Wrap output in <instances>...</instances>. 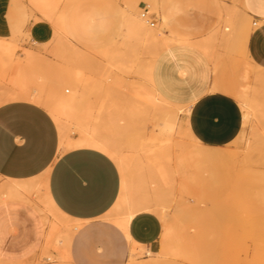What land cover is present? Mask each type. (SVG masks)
Masks as SVG:
<instances>
[{"label": "rangeland", "instance_id": "rangeland-1", "mask_svg": "<svg viewBox=\"0 0 264 264\" xmlns=\"http://www.w3.org/2000/svg\"><path fill=\"white\" fill-rule=\"evenodd\" d=\"M24 1L9 0L7 12L9 33L17 29L26 31L25 28L28 23L40 20L49 22L52 28L58 27L55 24V15L57 14V17L61 12L64 11L65 13L68 10L73 20L72 34L67 33L70 38L69 44L71 48L70 45L67 49L64 47L67 52H62L61 44L56 42L57 39L55 40L54 38L53 41L51 39L50 43L45 46L39 43L38 45H30L28 41H25L28 36H25L26 38L23 37L24 39L22 38L19 42V57L16 65L19 67L23 63H26V67L24 65L22 67V69H26L30 64L27 70L30 69L35 79L40 76L41 71L46 74L48 73L54 79L56 74L59 73L58 68L64 67L67 71L79 72L84 78L86 76L87 78L100 79L106 89L108 88L107 86H110L109 91L111 90L110 92L114 94H110V96L113 98L116 106L115 109L106 111L104 118L106 119L105 121H113V123L119 124V127L124 129V131L120 129L123 132L122 135L114 138L112 144L122 154L128 158H132V155L134 156V154L140 152L137 146L145 143L150 136L156 133L157 125L160 123L159 119H161L159 117L163 116L161 114L164 113V110L159 108L154 109V107H149L142 102L140 104L144 106L138 105L133 92V87H136V80H139L138 74L134 71L111 73L104 67L103 59L97 52V49L105 44L94 43L90 40L94 37L93 29L97 30L99 35L103 37L115 35L117 31L116 11L119 6H128L135 2L138 7H141L137 10L138 13L142 12L141 9L143 7L147 8L149 19L154 21V27H157L159 15L151 12V8L147 7L149 0H59L60 4L55 0L56 2L54 1L55 4L52 3L53 5L50 0V6H56L57 4V7H54V9H57L51 12L53 8L50 7L52 10L49 9V12H51L50 14L53 17L47 20L40 12L43 8L45 11L49 8L47 2L48 8L46 3L42 1L43 5L40 4L41 7H39L40 5L38 6L39 3L36 4V7L40 8L37 10L34 4L29 2L30 6L28 2L25 3ZM156 1L160 5L164 16L172 20L173 24L170 29L177 36L182 33L177 31L176 28L180 25H186L188 23V16L182 13L180 17H177L175 14L176 6L184 7V9L180 10L186 12L198 11L210 18L213 21L211 28L217 33L215 39L209 40L208 45L204 46L207 51H204L202 47L200 48L210 57H212L213 51H218L217 56L220 60L217 58L213 65L221 69L222 76L230 88L242 91L247 86V94H252L253 90L251 91V87L252 89L257 87L253 79L245 85L239 82V72L243 65L245 42H238L237 37L243 29L241 31L235 29L234 31L224 32V26L222 27L224 25V15L226 14L223 10L228 6L226 3L228 2L231 4L230 6L236 7L238 0ZM217 3L221 4L222 7L219 8ZM27 9L30 10V17H32H29L27 23L22 24L23 16L28 13ZM240 15L242 16L243 14L240 13ZM241 18L243 19L244 17L242 16ZM51 21H54L56 26H53L54 24ZM245 21L247 22V20ZM247 23L250 25L249 21ZM217 27L219 28L218 30ZM206 34L207 31H203L197 35L200 38H205ZM216 39H220L224 44L228 45H217L212 48L210 42ZM172 48L169 47L162 50L159 54L164 60L160 73V83L162 87L171 92L172 97L182 98L190 90V86L187 82L173 83L177 69L188 70L190 65L201 69L203 65L191 62L192 60L187 50L182 48L174 50ZM28 54H30V57H27ZM66 54L69 55L68 58H66ZM31 57L32 60L34 58V62L31 60ZM69 58L70 60H68ZM54 63L58 67L53 66ZM48 64L53 67H49ZM40 66L44 69L40 68ZM39 69H43L44 71H40ZM10 75V69H7L6 72L5 69L0 70V88L10 87ZM177 76L183 77L185 75H181L178 72ZM61 87V89L64 88L63 86ZM28 91L33 95L37 92L36 86L30 79ZM128 94L133 99L127 98ZM123 97L127 98L126 101ZM124 101L125 103H123ZM131 103L132 107L129 105ZM176 114H178V110H176ZM254 120L255 118H252L248 125L244 126L245 129L242 128L241 133L234 141L221 147V150L228 152L226 157L216 161L202 162L197 169L188 165L186 167L188 174L183 178L173 173L174 181L172 182V186H169L170 188L168 186L160 187L159 189L162 188V190L158 191L159 189H156L158 185L151 183L148 177L146 178V191H142L138 196L146 199V203L151 210L163 206L168 225L172 226L174 223L178 225V229L181 230L179 236L182 241L184 240V244L190 251V254L186 258L165 259L160 251L163 245L168 243L169 238L162 236L153 247L152 251L154 253L150 254L153 257L160 256L163 260L162 264H264V151H261L264 149V141H262L261 136H255L256 122ZM116 124L115 127H118ZM260 138L262 140L259 142L258 139ZM262 142L263 145H261ZM191 144L193 142L182 132H175L170 136L167 145V152L171 156L170 169L174 168L176 158H180L184 153L188 155L191 150ZM141 158L145 159L146 157L141 155ZM131 174V176H135L133 173ZM190 174L192 176L189 177ZM1 182L2 179L0 178ZM40 197V194L33 195L29 198V203H21L30 209H34L35 206L41 207ZM50 218L53 219V216H50ZM0 219L5 226L0 230V248L6 255L5 264L7 262H9L8 264H54L53 262L56 264H66L67 261H69L67 264H72V259H60L61 250L56 240L50 244H46V238L43 237L39 244L35 243L32 225L23 210H10L7 214L2 213ZM55 220L58 222L61 230L68 226L74 227L73 222L66 218L56 216ZM47 231L48 228H46V233ZM76 234L77 231H74V235ZM24 240L26 241V248L21 253L23 256H17L19 243ZM43 255L50 256L51 260L46 262L42 258ZM136 262V264H155L154 260L149 259L145 254L141 253L138 254Z\"/></svg>", "mask_w": 264, "mask_h": 264}, {"label": "crops", "instance_id": "crops-1", "mask_svg": "<svg viewBox=\"0 0 264 264\" xmlns=\"http://www.w3.org/2000/svg\"><path fill=\"white\" fill-rule=\"evenodd\" d=\"M226 4L231 5L228 2ZM217 6L222 7L219 3ZM8 7L9 0H0V37H12L25 32L17 29L9 33ZM147 7L159 15V23L164 25L163 34L172 39L162 50L169 47L174 50L185 49L190 54L191 62L203 65L201 69L192 65L188 70L177 69V73L185 76L180 77L176 73L173 83L187 82L190 90L184 97L176 98L160 83L164 63L159 55L162 50L151 57L147 79L149 85L159 97L183 111L177 114L175 132L181 131L179 127L188 128L196 141L207 147H224L230 144L243 128V112L236 94L245 93L248 87L242 91L230 88L222 76L221 69L213 65L218 58V51H213L210 57L200 48L208 45V36L213 33V21L198 11L186 12L180 10L184 7L176 6L177 17L182 13L188 16V23L176 28L182 33L177 36L170 29L172 20L164 16L156 0H149ZM139 8L141 7H138L136 2L119 6L116 11L115 35L103 37L93 29L94 37L90 41L105 44L99 47L97 52L121 42L123 10L132 16L149 18L138 13ZM236 8L251 25L250 27L245 21L247 38L243 50V65L239 72V82L245 85L252 79L255 82L256 74L259 70H264V0H238ZM27 21L26 13L21 23ZM61 27L63 34L70 41L67 33L72 34L73 20L68 10L62 12ZM241 29L243 28L239 24L237 30ZM25 30L28 33L25 41L30 45L47 42L53 35L51 24L43 20L28 23ZM203 31H207V36L200 38L197 34ZM219 40L210 42V46L213 48L217 45H228ZM140 58L150 59L146 53L140 54ZM96 93L98 97L111 94L104 87ZM95 95L91 97L96 99ZM101 96L96 99L97 102L91 98L92 108L97 109ZM113 105L111 107L107 104L109 107H104L102 120H106V111L115 109V104ZM95 109L92 111L94 114ZM78 138V134H72L70 144H61L58 126L45 108L25 100L6 102L0 105V177L27 180L47 172V190L53 204L74 224L68 243L69 260L72 259V264H129L134 243L139 245L138 247H144L141 254L147 256V251L154 253L152 250L162 237L164 222L151 209L136 211L130 219L117 212L115 206L122 192V177L116 162L108 153L97 147L74 145L73 142ZM121 218H126L123 227L115 222ZM74 231H77L76 235ZM40 241L38 240V244ZM138 247L137 250L140 251ZM25 248L26 241H20L16 255L23 256L21 253ZM187 251L190 254L188 249ZM136 259L138 260V255Z\"/></svg>", "mask_w": 264, "mask_h": 264}, {"label": "bare ground", "instance_id": "bare-ground-1", "mask_svg": "<svg viewBox=\"0 0 264 264\" xmlns=\"http://www.w3.org/2000/svg\"><path fill=\"white\" fill-rule=\"evenodd\" d=\"M39 1L40 0H28V1L26 0L24 2L25 3L30 2L31 4H34L35 5L34 7H36V4L38 3H39L38 6L40 4L43 5L42 1H44L45 3L47 2L48 4L50 2V0L49 1L41 0L40 2ZM54 1L55 0H53L52 2L51 0V4L52 3L55 4ZM57 2L60 4L59 0H57ZM47 3L46 5L48 8ZM39 7H41V5ZM39 7H36V9L37 10L40 9ZM50 7L53 8V10L50 9ZM54 7H57V4L56 6H50L49 4V8L46 9V11L48 12H46L44 8L41 9L42 11L40 12L41 14H43V16L46 17V20L51 19L53 17L50 13L57 9V8L54 9ZM236 7L233 5L232 6L228 5L223 10L225 11L226 14L223 12L225 15L223 19L224 25H222V27L224 26L223 27L224 32H230V30L233 31L235 29L237 30V27L240 24L241 27L243 28V31L238 35L237 38L239 40L238 42L244 43L247 38V28H246L247 24L244 18L243 19L241 18L243 15L242 16L240 15L241 12L239 13V9H237ZM49 9L52 11L49 12ZM123 11H124V25H123V32L121 34V42L118 44H114L113 46H111L106 50L99 51L98 53L103 59L104 67L108 69L111 73L114 72L119 73L121 71L124 72L134 71L135 73L138 74L139 80H136V85H135L136 87H133L134 98L138 101V105L142 102L148 105L149 107H154V109L159 108L161 110H164V113L161 114L163 116L159 117L161 119H159L160 123L157 125L156 133L150 136L145 143L142 144L138 143L140 145H138L137 147H139L138 150L140 152L134 154V156L132 155V158H128L126 155L122 154L117 149L116 146L112 144V140L114 138L122 135L123 132H121L120 129H122L123 131L124 129L122 127H119V124L117 125L114 122L118 126L115 127L113 121L109 122L102 120L103 117L102 115L105 110L104 107H109L107 106V104L108 105L110 104V106L112 107V105L114 104L113 98L110 96V94L109 95L106 94V96L104 97L100 95L102 98H100L101 101H99L100 103L97 109L92 108L93 102L91 98H94L95 101L96 99H99L100 96L98 97L96 92L102 91L103 87H105L103 85L104 83L102 84L100 79L97 80L94 78H87L86 76L84 78L79 72H74V71L70 72L65 70L64 67L63 68L59 67L58 68L59 73H57L56 77L52 79L48 73L46 74L41 71L44 69L42 66H40V68L43 69L41 70L39 69L41 71L40 76L37 77V79H35L30 69L27 70L30 64L27 66L26 69L25 68L22 69L23 65L24 67H26L25 66L26 63H23V65L19 67L16 65V61L19 57L18 55V48L20 44L19 42L23 37L28 36V33L26 31L25 32L22 31L19 34L12 37H0V70L5 69L6 72L7 69H10L11 72L10 81H9L10 87L4 89L0 88V105L15 100H25L40 105L49 112V114L52 116L55 123L57 124L61 144L63 143L70 144L71 142L70 136L72 134L73 135L78 134L79 138L76 139V142L75 141L73 142L74 145H83V146L87 145V146L97 147L108 153L116 162L122 177L121 179L122 192L120 199L115 206V210L117 212L123 213L124 216H127L126 218H129L133 216L134 215L133 213L134 212L136 213V211L150 209L146 203V199L142 197L140 198L138 196L140 193H142V191H146L147 177L151 183L153 184L156 183L158 185L157 188L154 185V187L157 190L160 187H165V186L169 187L172 186V182L174 181L173 173H176L183 178L188 174L187 173L188 169L186 170V167L188 165L197 169L200 167L202 162H209V161H216L219 159H223L228 155V152L221 150V147L212 148L199 144L196 141V139L192 136L188 128L179 127L178 129L181 130L180 132H182L186 137H188L193 142V144H191L192 145L191 150L189 151L188 155H185L184 153L183 156H181L180 158L179 157L176 158L174 168L170 169L169 164L171 161V156L167 152V145L170 136L177 129L178 116L176 114V110H178V112L181 113L183 111L180 107L172 105L167 101L163 100L161 97H159L156 91L149 85L147 79H148V70L152 59L151 57L158 54L163 48H165L170 42H172V39H169L167 36L163 34V29H164L163 23H159L157 27H154L150 25L149 18L132 16L125 10ZM154 11L156 12L157 10L154 8ZM29 12L30 10H28L27 13L28 21L31 14ZM56 15H55L56 18L55 24H57L58 27L54 24V21L53 22L51 21L54 24L53 26H56L55 28H53V35L51 34L52 38H49V41L47 42L39 43V44L45 46L48 43H50L51 39L53 41L54 38L55 40L57 39L56 42L61 44V47L63 49L62 52L65 51L67 52V50H65L64 47L66 49L69 48L70 41L66 38V36L62 32V27H61L62 12L57 17ZM218 29L219 28L217 27V30ZM224 32L222 33L224 34ZM216 33H217L216 31H213V33L208 36L207 41L212 40L213 38L215 39ZM202 49L204 51L205 50L207 51V49L204 46H202ZM142 53L148 54L150 59L142 60L140 58V54ZM66 55L65 57L68 58L69 55L68 54ZM28 56L30 57V54H28L27 57ZM70 58L68 60H70ZM32 61L34 62V58ZM72 63H73V59H72ZM50 66L58 67L55 65V63L53 64V66L49 65V67ZM29 79L33 81L34 85L37 88V92L34 95L30 94V92L28 91ZM118 83L116 82V84ZM255 84H257V87H255L254 89H252L251 87V91L253 90L252 94L249 93L247 94V92L239 93L236 94V99L238 100L243 112V128L244 126L248 125L249 121L252 118L253 119L255 118L254 120L256 122L255 136L259 135L262 137L263 140L261 138L258 139V141L260 142V140L264 141V70H259V72L256 74ZM61 86H63L64 88L61 89L62 88ZM107 87H108L107 88V92H108L109 88L111 87L110 86ZM126 88L128 87L126 86ZM248 91L250 92V90ZM94 93H96V95ZM91 94L97 96L96 99L94 96L91 97L92 96ZM129 94L126 97L132 98L129 97L130 96ZM125 101L123 103H125ZM129 105L131 106L132 103ZM128 108L131 110L130 107ZM145 108L147 107L145 106ZM94 109L96 110L95 114L92 113V111L94 112ZM158 111L160 112V110ZM259 142L258 144L260 145ZM261 145H263V142L261 143ZM261 151H264V149ZM141 155H144L146 158L142 159ZM131 173H133L135 176H131L132 175ZM190 176L192 175L190 174L189 177ZM0 178L2 179V182L0 183V215L2 213L7 214L10 210L12 211L23 210L26 213L30 221V224L32 225L33 237L35 238V243H38V240H41L43 237L46 238V244H50L54 240H56L57 241L56 243L60 246V250H61L60 259L69 260L68 243L73 233L74 227L68 226L65 229L61 230L59 228L58 222L55 220V217L59 216L71 221L70 218L62 214L56 208V206L53 204L50 198V195L47 190V172H44L42 175H40L37 178H32L27 180H15V179H8L2 177ZM160 190H162V188L159 189L158 191ZM37 194L41 195L40 197V202L42 204L41 207L35 206L34 209H30L21 203V202L29 203L30 202L29 198L33 195L36 196ZM153 210L159 215L161 220L164 222V230L162 236L169 238L168 243L163 245L160 251L162 256L168 260L176 259V258H186L188 256L187 246L184 244L183 242L184 240L182 241L179 236L181 230L177 228L178 225H172V226L168 225V223L166 222V216L164 213L163 206H159ZM50 216H53V219L50 218ZM125 219L123 218L116 219L115 222L123 227L126 223ZM4 227L5 226L0 219V230ZM46 228H48L47 233H46ZM138 246L139 245L135 243L133 244V250L129 264H136L137 263L136 256L144 252L142 251L144 250V247H138ZM137 247L140 248L139 249L140 251L137 250ZM146 254L149 259L155 261V264H162L163 260L160 258V256L153 257L150 255L149 251H147ZM5 256L6 255L2 252L0 248V264H5ZM42 258L45 259L46 262L47 261L49 262L51 260V257L47 255H43ZM68 262L69 261H67V263ZM8 263L9 262H7V264ZM53 263L56 264L55 262Z\"/></svg>", "mask_w": 264, "mask_h": 264}, {"label": "built area", "instance_id": "built-area-1", "mask_svg": "<svg viewBox=\"0 0 264 264\" xmlns=\"http://www.w3.org/2000/svg\"><path fill=\"white\" fill-rule=\"evenodd\" d=\"M141 10H142L141 13H142V16H143V17L148 16V10H147L146 7H143ZM150 25H151V26H154V25H155L154 21L150 20Z\"/></svg>", "mask_w": 264, "mask_h": 264}]
</instances>
